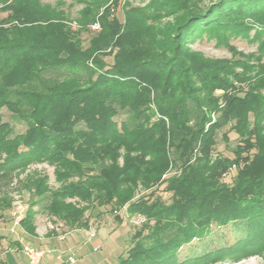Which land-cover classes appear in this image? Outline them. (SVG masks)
Masks as SVG:
<instances>
[{
	"label": "trees",
	"instance_id": "1",
	"mask_svg": "<svg viewBox=\"0 0 264 264\" xmlns=\"http://www.w3.org/2000/svg\"><path fill=\"white\" fill-rule=\"evenodd\" d=\"M77 1L83 7L69 21L38 0H0V110L26 127L15 134L0 115V197L25 189L19 176L44 163L60 186L39 182L35 195L70 229L88 230L93 208L143 216L114 264H208L264 250V80L228 94L232 81L246 80L241 63L189 47L202 37L227 44L250 30L246 19L264 27V0H140L125 5L122 22L107 8L98 15L108 0ZM229 122L243 147L213 157L214 135ZM234 165L228 183L222 175ZM161 186L168 202L154 196ZM138 188L148 193L135 199ZM35 215L27 209L18 222L27 234ZM212 225L246 234L180 260Z\"/></svg>",
	"mask_w": 264,
	"mask_h": 264
},
{
	"label": "rangeland",
	"instance_id": "2",
	"mask_svg": "<svg viewBox=\"0 0 264 264\" xmlns=\"http://www.w3.org/2000/svg\"><path fill=\"white\" fill-rule=\"evenodd\" d=\"M41 4H47L62 10L65 17L69 21H73L78 11L83 7L77 0H38ZM126 4L131 6L144 5L140 0H108L104 5H101L98 15H100L105 8L109 9L110 17L117 19L119 22L123 21V12ZM5 13H0V18L4 17ZM165 21V19H163ZM245 23L249 25L250 30L242 35L232 36L229 38L227 44L217 43L214 38L202 37L196 39L189 45L192 51L197 52L203 58L210 60H227L238 61L243 68L236 69L239 76H242L245 81H232L233 88L228 89V94H238L242 96L247 92L251 84H255L264 80V27H259L258 24L246 19ZM261 30V31H260ZM256 32H260L257 34ZM83 46L87 45V37L83 35ZM106 62H111V57L104 58ZM259 94L264 95V88L258 91ZM213 98L218 99L219 110L223 108L222 96L224 91L216 89L211 94ZM1 120L8 123L15 134H21L25 130V125L18 122L11 117V114L5 109L0 110ZM220 116L219 112H211L209 114L210 123L215 122ZM124 118L120 114L116 117L117 121ZM251 120V114H249ZM209 124L205 126L208 127ZM232 123L224 125L217 130L214 138L215 145L212 150V156H224L233 158V152L236 147L241 146V140L237 135L229 131L228 128ZM83 127V125H81ZM243 146H241L242 148ZM245 154V153H244ZM196 151L194 152V156ZM236 173V165L231 166L223 175L222 179L228 183L231 182L232 177ZM19 179L26 186L25 189L20 190L16 184L12 191L0 197V236H12L11 231L17 225L15 221L17 218H22L27 209H32L36 212L34 217V224H36L41 231L44 229L53 232H64L72 230L67 227L63 221L57 217L49 215L44 209L40 196L35 195L34 187L40 182L47 188V191H53L59 188L60 183L57 182L53 175V167L44 164H33L27 167L24 173L19 176ZM148 192L138 188L135 193V199L146 195ZM44 196V195H43ZM154 196H160L162 200L168 202V193L163 191V186L154 190ZM4 208V209H3ZM116 216L118 219H116ZM85 218L89 222V236L96 234L89 243L90 249L97 250V256L100 258H107L109 263H116L120 255L125 254L126 250L132 245L134 234L137 233L143 223L144 217L137 214H129L125 208H118L112 210L111 208H93L85 213ZM15 230V229H14ZM246 232L240 230L235 225L218 228L214 225L210 227V234L201 240H195L188 246H184L178 253V258L182 260L185 256H189L193 252L201 250H215L219 247H224L233 244L236 239L244 237ZM15 237V235H13ZM36 246V244H34ZM0 243V262L3 264H27L26 259L21 252L9 254L6 256ZM6 247V246H4ZM41 249V248H40ZM8 259V262H7ZM264 250L257 249L238 256L225 257L218 262L208 264H263Z\"/></svg>",
	"mask_w": 264,
	"mask_h": 264
},
{
	"label": "crops",
	"instance_id": "3",
	"mask_svg": "<svg viewBox=\"0 0 264 264\" xmlns=\"http://www.w3.org/2000/svg\"><path fill=\"white\" fill-rule=\"evenodd\" d=\"M14 229L11 231L12 236H0L1 247L6 256L21 252V244L29 243L33 246L36 244V247L45 252L43 260L47 264H56L57 257L65 258L69 255H73L76 259L74 264H111L107 258L97 256V250L90 249L91 239L97 236V233L94 236H89L91 228L88 230L72 229L57 233L47 229L41 231L35 224V233L32 235L27 234L18 224ZM21 254L23 255L22 252Z\"/></svg>",
	"mask_w": 264,
	"mask_h": 264
},
{
	"label": "built area",
	"instance_id": "4",
	"mask_svg": "<svg viewBox=\"0 0 264 264\" xmlns=\"http://www.w3.org/2000/svg\"><path fill=\"white\" fill-rule=\"evenodd\" d=\"M99 28L100 27L98 22H95L90 26V29L92 31H98ZM19 220L20 218H17V220L15 221V225L18 224ZM90 236H93V234H91ZM21 252L25 257L27 264H47L43 260L45 252L36 246H33L29 243H23L21 244ZM57 260L58 262L56 264H74L76 262V259L73 255H69L65 258L57 257Z\"/></svg>",
	"mask_w": 264,
	"mask_h": 264
}]
</instances>
